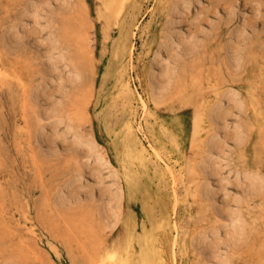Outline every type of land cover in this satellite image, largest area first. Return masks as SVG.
<instances>
[{
	"label": "rangeland",
	"instance_id": "rangeland-1",
	"mask_svg": "<svg viewBox=\"0 0 264 264\" xmlns=\"http://www.w3.org/2000/svg\"><path fill=\"white\" fill-rule=\"evenodd\" d=\"M178 1L187 2L185 9H180ZM32 4L49 6L38 22L27 14ZM154 5L155 0H126L117 16L104 20L99 0H0V69L11 78L0 77V264H90L94 241L123 246L128 236L126 227L120 222L111 229L105 227L109 195L119 196L124 218L134 211L135 237L141 231L137 222L146 217L141 209L142 197L144 200L149 196L159 216L163 193L160 200L155 168H143L132 158L142 192L129 198L114 141L121 135L131 106L135 127L144 143L149 144L139 100L145 94L135 61L147 50L152 53L159 50L164 38L172 34L197 37V48L192 55L179 49L173 62L175 75L180 79L185 76L189 83L193 80L194 85L189 84L188 104H178L172 97L167 99L172 101L170 108L165 104H150V111L161 120L160 130L158 124L151 122L152 129L156 128L154 137L162 147L160 153L172 160L180 156L194 158L197 149L190 146L194 137V112L198 107L206 110L214 98L218 70L225 79L219 80L222 84L218 87L237 91L241 110L235 109L237 104L233 105L232 99L222 101L225 120H220L217 128L226 155L213 175L210 171V185L215 194L212 202L217 213L236 209L234 199L246 198L242 194V187L247 183L244 171L255 169L259 175L264 174V149L245 103L254 81L260 99L264 97V0H167L164 15L152 20L150 10ZM152 21L156 29L149 37L146 26ZM240 26L245 29L244 33L236 36ZM125 35H129L132 48L131 60L126 61V79L132 96L125 92L124 76L119 72ZM52 47H55L54 66L47 53ZM164 52L162 65L166 58ZM234 54L240 57L237 69L232 60ZM78 70L79 76L74 74ZM18 78L23 80L24 87L18 84ZM261 105L264 112V99ZM205 116L204 113L200 119L199 138L209 129ZM236 130L242 134L243 141L235 145L232 138ZM90 145L95 147V152ZM88 151L94 152L92 156H88ZM256 153L260 158L253 155ZM179 184V199L190 202L192 197L186 191L190 185ZM60 193L67 198L77 197L62 201L66 197ZM258 194L247 195L250 207L258 202V196L264 206V191ZM178 207L173 217L180 218V225L186 226L189 217ZM145 222L150 230L154 223L152 217ZM221 222L210 226V233L217 234L209 233L206 244L216 247L224 241L230 226L224 228ZM198 224L205 227L207 222ZM33 229L38 237L34 236ZM162 233L164 240L166 232ZM241 246L238 243L228 250L231 264H238L234 251L243 252ZM195 251L200 253L199 249ZM164 254L169 259V253ZM201 254L207 264H212L209 251Z\"/></svg>",
	"mask_w": 264,
	"mask_h": 264
},
{
	"label": "bare ground",
	"instance_id": "bare-ground-1",
	"mask_svg": "<svg viewBox=\"0 0 264 264\" xmlns=\"http://www.w3.org/2000/svg\"><path fill=\"white\" fill-rule=\"evenodd\" d=\"M99 1L101 3V7L103 10L101 17H103L104 20H109V18L113 19V17L117 16L120 13L119 11H121V7L126 0H99ZM178 3L181 4L180 9L186 7L185 5L187 4L186 1L185 2L178 1ZM166 4H167V0H155V5H154L155 8L153 7V9L150 10L152 20H154L157 16L162 17L164 15V9ZM137 8H139V6ZM48 10H49L48 5L42 6V5L32 4L27 14L32 16L35 22H38L40 18L43 17V14H45L46 11ZM154 23L155 22L152 21L146 26L147 35L149 37L150 36L152 37L154 35L155 32L154 29H156L154 28ZM244 30L245 29L240 26V28L236 29L235 35L238 36L241 33L243 34ZM172 35L173 36L169 38L167 37L164 38L163 45L162 46L158 45L160 46L159 50L155 51L154 53H152L151 50H147L146 52L143 53L142 56L138 55L135 61L137 74L141 79L143 91L145 94V98L140 97L141 99L139 100L141 102L142 110L144 111V115H145V123L143 125V128L145 129L144 131H146V136L149 140V144L146 145L144 143V139L141 137V135H139L138 130L135 127L133 120V110L131 106H129L127 110V118L123 123V127L121 129V135L117 136L114 141L115 151L117 155L121 158L123 171L126 176L128 197L131 198L137 195L138 192H142L141 191L142 189L139 188V184L137 182V176L134 173V166H133L134 163L132 161V158L134 157V159H136L138 163L142 165L143 168L145 167L148 168L149 166H153L155 168V174L159 177L158 183L160 190V194H159L160 200H161V191L163 193V201L159 202L163 204L162 206L163 209H161V213H159L158 216V214L155 211L156 207H154L155 203L151 202V200L149 201L148 198L149 196L144 197V200L142 197L141 209L146 217L144 216L141 217L140 220L137 222L138 224H140L141 231H139L138 236L135 237L136 215L134 211H131L128 214L127 216L128 218H124L122 214L123 211L119 196L109 195L106 201L107 210L109 211V214L105 216L107 223L105 227L111 229L112 227H114V225L117 222H120L128 230V236L124 241L125 244H123V246L120 245L121 247L115 242L108 243L107 241H102L97 243V241L96 242L94 241V243L92 244L93 252H91L90 264H193V263L207 264L208 263L207 259L201 254V252L203 253L205 251H209V255H210L209 257H212L211 258L212 264H231L230 256L228 255L230 253L228 250L229 249L232 250L233 249L232 246H235L238 243H242L243 246L241 247L244 248L243 252L234 251V255H236V257L238 258L237 260L238 264H264V206L263 203L260 202L261 196H258L256 198L258 199V202L256 201L255 204L252 203L254 207H250L248 204L249 197H252L253 195L264 191V174L259 175L257 170L255 169L244 171V175L247 178V183L242 187V194L244 196L246 195V198L245 197L242 199L236 198L238 200L234 199L235 200L234 202L237 207L232 211L230 210V212L228 213L221 212L220 210L219 214L221 215V218L214 207V203L212 202L215 194L213 193L214 189H212L210 185V176H211L210 173L212 172V175L213 173H215V171L217 170L215 169V167H218L219 163L221 164V159H223V157L226 155L223 146H221L220 144L221 142V136L219 134L220 129L217 128L220 126L218 124L220 120L222 121L225 120L223 118L226 113L223 112L222 101L224 99H232L230 101L233 102V105L237 104V107L235 106L236 107L235 108L233 106V108H235L236 110L238 107H239L238 110L241 108V102H238L236 100L237 91L231 88H227L224 90L218 87L219 84H222L220 83L221 81L219 80H222V82L225 80L223 74H221L220 71L216 70V75H217L216 77H218V85L216 84L217 85L216 89L212 88L215 89L214 90L215 96L210 101L209 106L206 107V110L203 109L202 107H198L196 108V110L194 108L195 110L194 118H193L194 137L191 145L189 144L191 147H193V149H197V151H195L194 153V158L184 159L183 157L180 156L176 160H172L170 156L166 157L160 153V149L162 147L160 143L157 141L156 137H154L156 135V130H155L156 128L153 130L152 125L153 123L158 124V129L159 130L162 129L161 128L162 125H160L161 120L157 117L154 111L153 112L150 111V104H153L154 106H160L165 104L167 108H170L172 107V101L167 102V99L169 98L171 99V97L175 98L178 104H188L190 103V98H191V94L189 93V87H190L189 84L191 83L192 86L194 85L193 80L189 83L185 76H182V79H180L179 76L177 77V75H175V72L177 73V71L174 70L175 66L173 65V62H176L177 60L178 54L176 52L179 49H182V51L187 52V54L190 55L192 51L195 50V48H197V37L194 34H191L188 37H184L177 33ZM121 46H122V50H121L122 66L119 72H121V75L124 76L123 80H124L125 92H127L130 96H132L131 91L129 90L128 87V81L126 79L127 76L126 64L127 62L129 63V61L131 60V52H132L129 35H125L123 37ZM54 48L55 47H52L47 51V53L49 54L51 65L53 66L55 63L53 61ZM162 51H165L164 53H166L165 54L166 58H164L165 63H163L164 65H162V61H161ZM223 51H224L223 57H225L226 47L223 48ZM232 60L235 68L236 69L239 68L238 67L240 66L239 55L234 54ZM177 62L179 63L181 61H177ZM228 70L230 69L228 68ZM72 71L76 72L75 69H73ZM260 73H262V71ZM74 74L76 75L78 74L79 76V70L77 73ZM74 74L73 77L77 78L76 75ZM0 77H4L5 79H11L9 78V74L4 72L2 69H0ZM18 79H19L18 84H21V86L24 87L23 80L21 78ZM262 85L264 86V83H262ZM256 88H257L256 81H254L249 87V93L245 103H246V108L248 109L249 112L250 119L256 127L255 133L260 138L259 144L261 145V147H263L262 149H264V121H263L264 112L262 110V105H261V100L264 99V97L260 99L258 90ZM261 89L262 86L259 90ZM244 109L242 111H244ZM204 113L206 115L205 117L208 119L209 122V126H207L209 129L206 130L203 136L199 138L198 137V133L200 129L199 123ZM239 124L242 123L240 122ZM239 124H236L235 126L237 127V130H239L240 128ZM247 128L249 129V127ZM237 130L234 132V136H233L234 139L231 137L232 140L235 141L234 143L235 145L237 143L241 144L243 141L242 134L237 132ZM191 132L193 133V131ZM245 133L246 131L243 133L244 138L246 136ZM78 138H80L79 135H77V139ZM92 143L93 142L91 141L90 144ZM94 145L95 143L93 144V146ZM93 146L91 147L90 145L91 148H93ZM253 147L255 148V146ZM94 148L93 151L95 152L96 149L94 150ZM88 150L92 151L91 149ZM90 151H88L89 154L87 152L88 156H92V154L94 153V152L91 153ZM261 152L262 150L260 151V153ZM253 155H257V153ZM98 157L100 158V155ZM98 157L96 156V158ZM257 158L260 157L258 156ZM102 159H103L102 157L101 159H98L99 162ZM186 178H189L187 179L188 181L185 180V182H183V180ZM97 180H99L98 176H97ZM180 182L184 183V185L187 184L190 185L189 187L187 186L186 188V191L188 192L190 197H192V200L188 203H186L185 201L183 202V200L179 199L178 184ZM147 186H150V183ZM224 189L225 188H223V190ZM183 190L185 189L183 188ZM247 195L249 197H247ZM68 197L69 198L66 197L62 201H66L68 199L74 200L77 196L70 195ZM178 206H180V210L182 211V213L184 215H188L189 217L186 226L184 225L181 226L182 224L180 223L181 221L180 218L175 219L173 217V214L176 215L177 209H179ZM150 217H152L154 223H152L151 229L149 230L147 223L145 221L146 219H150ZM203 220H206L207 222V225L205 227L199 226L198 224L200 223V221ZM217 221L220 222L222 221L220 225L224 228L230 226L229 227L230 229L229 230L226 229L225 232L226 238L224 239L223 242L217 243L215 247L212 244H206V243H207V237L209 236V233L211 231L210 226L214 227L215 225L213 226V224H215ZM193 228L194 231H191V229ZM162 231L166 232V235L164 236V240L162 238L164 234L162 233ZM32 232L34 233V236L36 237L39 236L36 230L33 229ZM210 234L216 235L217 233L212 231V233ZM249 234H253V237ZM220 247H223L225 249L226 254H222ZM194 249L197 251L199 249L200 253L196 254V251ZM164 252L169 253L170 256L169 259H166V257L164 256L165 255ZM262 253L263 255H261Z\"/></svg>",
	"mask_w": 264,
	"mask_h": 264
}]
</instances>
